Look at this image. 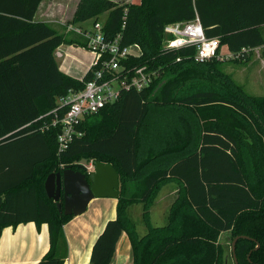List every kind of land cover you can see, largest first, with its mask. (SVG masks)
<instances>
[{"label": "trees", "instance_id": "1", "mask_svg": "<svg viewBox=\"0 0 264 264\" xmlns=\"http://www.w3.org/2000/svg\"><path fill=\"white\" fill-rule=\"evenodd\" d=\"M42 2L0 0V239L12 225L47 224L50 248L37 264H64V227L74 216L59 210L45 182L67 166L98 161L116 168L121 187L117 216L98 237L91 264H111L124 233L133 264H234L232 243L241 236L249 239L237 243L239 264H264V97L248 95L222 70L225 61H196V47L167 50L165 35L167 26L199 17L220 52L248 49L232 60L248 63L256 48L264 56V0H80L69 24L107 14L106 38L122 35L123 46L141 50L127 66L158 77L88 117L84 135L61 154L60 129H41L59 99L83 90L94 70L82 80L60 70L56 49L85 42L37 22ZM172 182L179 190L167 224L154 227L150 209ZM136 204L143 205L144 236L129 215Z\"/></svg>", "mask_w": 264, "mask_h": 264}, {"label": "built area", "instance_id": "2", "mask_svg": "<svg viewBox=\"0 0 264 264\" xmlns=\"http://www.w3.org/2000/svg\"><path fill=\"white\" fill-rule=\"evenodd\" d=\"M65 22L62 23L64 25ZM82 24H65L67 33L79 35L85 42L80 46L94 56L89 71L94 70L93 78L81 91H70L58 101V106L51 112V121L45 123L42 132L51 128H59L58 151L63 153L69 149L76 138L84 135L80 129L90 116L99 113L105 107L116 103L126 90L142 91L151 86L158 77L157 72H148L146 67L129 68L127 61L133 56H140L139 46H123L122 35L114 40L106 38L104 23L95 20L93 28L81 27ZM166 49L178 50L196 47V61L211 59L232 61L241 59L248 49L232 53L228 50L220 52V40L207 38L203 25L197 17L187 23L172 24L165 29ZM79 46V45H77ZM138 47L140 53L133 51ZM88 71V72H89Z\"/></svg>", "mask_w": 264, "mask_h": 264}, {"label": "crops", "instance_id": "3", "mask_svg": "<svg viewBox=\"0 0 264 264\" xmlns=\"http://www.w3.org/2000/svg\"><path fill=\"white\" fill-rule=\"evenodd\" d=\"M77 2L79 4L80 0ZM51 16L52 13H41L40 18H38L37 13L36 21L52 24L53 21L48 20ZM57 29L65 30L59 25H57ZM67 45L63 44L56 49V61L63 73L82 80L91 68L94 56L76 44ZM80 49L91 58H89V62L85 61L79 64L81 65L79 68L83 71L82 77L75 74L77 67L74 63L78 60L76 53ZM261 51H263L262 47L254 49L249 62L252 61L253 56H256L257 61L255 63L261 64L264 69V56L261 55ZM117 204V199H95L90 203L86 213L74 216L65 225L64 231L69 244V257L64 264H91L93 247L107 222L116 218ZM49 248L47 224H43L40 229L35 222L20 223L17 227L12 225L5 228L1 235L0 264H37L46 255ZM111 264H133L131 242L126 233L122 235L117 245L116 254Z\"/></svg>", "mask_w": 264, "mask_h": 264}, {"label": "rangeland", "instance_id": "4", "mask_svg": "<svg viewBox=\"0 0 264 264\" xmlns=\"http://www.w3.org/2000/svg\"><path fill=\"white\" fill-rule=\"evenodd\" d=\"M78 0H44L41 8L38 12V18H40L41 13H52V16L48 19L49 21H53L52 25L54 28L57 29V25L60 27L65 28V30H58L62 34L67 33V27L64 25L71 22L73 15L78 6ZM116 2H124L129 4H139L141 0H113ZM42 9V10H41ZM107 14L103 15L100 19V22L104 23ZM64 25H62V23ZM95 19L89 20L86 23H83L81 27L92 29L94 25ZM66 37L69 38L67 35ZM69 46V45H67ZM83 49V48H82ZM85 50V49H83ZM227 49H223L226 51ZM133 51L135 53H140L138 47H134ZM77 55V62L75 63V67H77L75 74L79 76H83V71L79 68L81 62L90 61V56L87 53L82 52L81 49L79 52L76 53ZM262 55V51H261ZM90 58V59H89ZM257 61L256 56H253L251 62L248 63H237L235 61H225L222 64V70L233 77V79L239 85L243 86L248 95L251 97H264V69L263 66L259 63H255ZM91 162L83 161L82 164L90 166ZM179 190V186L176 183H168L163 186L161 191L159 192L155 203L152 205L150 209V220L151 224L154 227L164 226L167 224L168 221V214L173 201L175 200L177 193ZM130 218L135 222L137 226V230L140 236L146 235L148 228L145 224L144 219V209L142 204H136L130 207L129 209ZM229 233H225L222 236V242L225 245H228L230 242ZM232 250V249H231ZM233 257V254H232ZM231 258H229L230 260ZM228 260V264H233V262ZM234 260V259H233ZM235 264V263H234Z\"/></svg>", "mask_w": 264, "mask_h": 264}, {"label": "water", "instance_id": "5", "mask_svg": "<svg viewBox=\"0 0 264 264\" xmlns=\"http://www.w3.org/2000/svg\"><path fill=\"white\" fill-rule=\"evenodd\" d=\"M120 187V175L116 168L98 161L92 162L90 166L80 164L79 170L67 166L63 171L50 174L45 182L48 197L58 204L59 210H63L66 216L83 215L95 199H118ZM240 239L249 237L241 236L233 241L235 264H239L236 246Z\"/></svg>", "mask_w": 264, "mask_h": 264}, {"label": "flooded vegetation", "instance_id": "6", "mask_svg": "<svg viewBox=\"0 0 264 264\" xmlns=\"http://www.w3.org/2000/svg\"><path fill=\"white\" fill-rule=\"evenodd\" d=\"M61 201H63V197H62V200Z\"/></svg>", "mask_w": 264, "mask_h": 264}]
</instances>
